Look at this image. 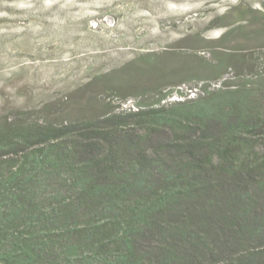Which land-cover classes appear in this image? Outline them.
<instances>
[{
    "label": "trees",
    "instance_id": "1",
    "mask_svg": "<svg viewBox=\"0 0 264 264\" xmlns=\"http://www.w3.org/2000/svg\"><path fill=\"white\" fill-rule=\"evenodd\" d=\"M214 58L216 77L243 62ZM247 66L196 97L1 117L0 264H264V75Z\"/></svg>",
    "mask_w": 264,
    "mask_h": 264
},
{
    "label": "rangeland",
    "instance_id": "2",
    "mask_svg": "<svg viewBox=\"0 0 264 264\" xmlns=\"http://www.w3.org/2000/svg\"><path fill=\"white\" fill-rule=\"evenodd\" d=\"M262 1L0 0V118L130 110L169 88L167 102L196 97L204 85L235 84L251 61L264 75V32H254ZM244 8L249 22L223 38ZM146 52L155 53L152 70L134 62ZM216 53L243 62L216 77Z\"/></svg>",
    "mask_w": 264,
    "mask_h": 264
}]
</instances>
